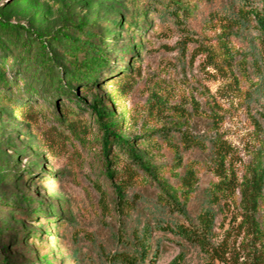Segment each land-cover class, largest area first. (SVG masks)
I'll return each instance as SVG.
<instances>
[{"label": "rangeland", "instance_id": "rangeland-1", "mask_svg": "<svg viewBox=\"0 0 264 264\" xmlns=\"http://www.w3.org/2000/svg\"><path fill=\"white\" fill-rule=\"evenodd\" d=\"M226 2L0 0V16L47 38L71 18L87 22L91 33L111 40L103 74L118 73L78 95L112 108L106 120L122 136L142 137L136 146L153 176L161 186L176 191L189 214L196 216L208 189L218 180L203 140L219 134L230 142L236 152L233 166L241 176L264 138L263 49L252 31L238 36L225 32L216 11ZM126 44L134 48L129 56L119 49ZM12 63L11 58L7 64ZM121 69L131 72L130 88L114 98L124 74ZM22 73L28 79L32 76V72ZM7 77L12 79L11 69ZM25 87L19 79L20 92L14 90L11 100L0 102V253L9 255L14 264H105L108 254L123 250L133 232L151 220L161 195L159 186L136 166L129 179L131 166L119 156L112 164L114 182L128 181L127 200L137 201L116 207L94 119L78 109L76 113L56 109L50 97L41 103L37 94L34 107L12 103ZM55 113L63 119L52 116ZM187 170L195 178L184 189L181 177ZM18 171V178L10 180ZM40 176L48 180H36ZM30 196L38 199L36 207L47 211L46 217L61 216L58 230L49 229L54 236L47 237L48 243L32 237L45 231V217L42 222L21 217L34 208ZM239 203L237 191L229 201L214 205L217 239L240 220ZM171 217L178 216L172 213ZM41 236L46 238L44 233ZM160 239L155 264H207L198 248L181 247L170 236Z\"/></svg>", "mask_w": 264, "mask_h": 264}, {"label": "trees", "instance_id": "trees-1", "mask_svg": "<svg viewBox=\"0 0 264 264\" xmlns=\"http://www.w3.org/2000/svg\"><path fill=\"white\" fill-rule=\"evenodd\" d=\"M216 17L226 26L225 32L235 36L249 31L254 32L253 38L258 40L264 54V0H227L226 4L216 11ZM88 28L87 22L67 18L60 28L47 38L22 23L9 22L0 16V53H6L0 55V102L6 103L7 100H11L14 90L20 92L19 79H21L26 84L23 90L25 93H20L17 100H12V103L34 107L33 95L37 94L41 103L47 102L49 97L52 98L53 107L56 109L67 108L73 112L78 109L81 113L90 115L101 132V153L105 174L111 181L116 207L120 208L122 205L137 201L127 200L125 187L128 181L125 184L114 182L115 171L112 169V164L117 157L124 156L129 162L131 166L129 179L135 173L133 167L136 166L147 177L157 182L161 195L152 210L151 220L141 229L133 232L130 242L125 243L123 250L108 254L105 264H155L160 254L161 235L176 239L181 247L190 245L198 248L206 255L207 264H217V262L264 264V138L254 160L244 165L241 176L233 166L236 152L230 142L219 134L203 140V146L208 147L211 152L218 180L208 189L205 204L200 212L196 216H191L186 204L178 199L177 192L161 186L153 176L151 168L145 164L136 146L137 141L142 137L122 136L106 120L111 116L112 108L100 107L97 100L90 103L78 95V91L81 93L91 91L92 88L99 87V80H105L118 73L112 71L107 75L103 74L110 56L107 53V43L111 40L102 34L91 33ZM119 49L126 50V56H129L134 48L126 44ZM120 54L124 56V52L120 51ZM11 58L15 63L9 65L7 63ZM58 61L61 65L57 63ZM10 69L12 79L7 77ZM121 70L124 74L118 79L114 98H120L130 88L131 72L127 69ZM23 71L32 72L31 78L25 77ZM260 87V92L264 94V81ZM70 104L71 108L68 106ZM57 115L58 118L63 119L61 114H52V116ZM14 174L15 176L10 178L12 181L18 178L19 171ZM194 178L193 171L187 170L181 177L182 187L188 189L193 184ZM36 180L45 183L48 178L40 176ZM27 181L31 180L27 179ZM237 191L240 194L241 218L235 224L233 222L222 238L217 239L214 205L229 201ZM101 193L106 196L103 190ZM28 201L34 205V208L25 211L21 217H33L34 221L38 222L44 221L41 217H45L47 224L42 225L45 231L34 232L32 237L40 242H50L47 237L54 234L49 229L58 230L62 221L59 219L61 216L46 217L47 211H40L36 207L40 204L36 197L30 196ZM172 213L178 217H171ZM50 225L54 228L47 227ZM21 232L26 235L25 230L21 229ZM42 233L46 238H42ZM16 243L17 240L14 241V244ZM154 243L156 247L153 249ZM0 264L14 263L9 255L1 254ZM48 264L54 262L49 261Z\"/></svg>", "mask_w": 264, "mask_h": 264}]
</instances>
